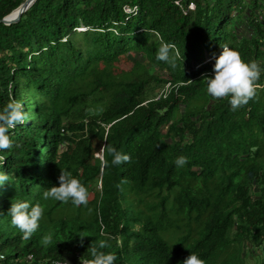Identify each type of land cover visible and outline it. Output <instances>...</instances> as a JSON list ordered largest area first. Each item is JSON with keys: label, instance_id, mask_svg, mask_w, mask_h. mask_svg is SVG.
<instances>
[{"label": "trees", "instance_id": "16d2710c", "mask_svg": "<svg viewBox=\"0 0 264 264\" xmlns=\"http://www.w3.org/2000/svg\"><path fill=\"white\" fill-rule=\"evenodd\" d=\"M23 1L0 0V20ZM165 43L179 51L175 68L157 59ZM224 44L261 70L235 111L202 80ZM12 99L28 120L0 152L3 264L80 262L104 239L114 264L264 253V0H37L18 23L0 22V109ZM106 144L131 162L101 160ZM61 170L88 189L87 206L43 198ZM17 200L45 209L29 239L7 215Z\"/></svg>", "mask_w": 264, "mask_h": 264}, {"label": "clouds", "instance_id": "9594fccd", "mask_svg": "<svg viewBox=\"0 0 264 264\" xmlns=\"http://www.w3.org/2000/svg\"><path fill=\"white\" fill-rule=\"evenodd\" d=\"M221 48L222 51L215 58L212 75L210 77L205 75L202 80L206 86L207 94L212 99H227L232 110L235 111L255 98L261 70L257 62H245L241 54L227 44L221 45ZM177 56H179V51L173 44L165 43L157 52V59L168 63L173 68L176 67L175 58ZM186 82L192 83L190 80ZM87 111L89 114H93L95 109L89 108ZM27 120L28 115L23 109V103L19 100L12 99L0 109V152H5L13 147L10 131L15 130L17 126L24 124ZM100 152L111 156V164L114 166L131 162L129 155L118 151L112 145L102 146ZM4 159L3 156H0V161ZM174 163L177 167H183L188 163V158L178 156ZM103 165L108 166L107 158L103 160ZM8 181V174L0 172V185L8 184ZM58 184V187L53 186L43 191L45 200L52 199L64 204L71 202L74 206H87L88 189L79 179L73 177L70 171L61 170ZM44 211V207L39 203L31 204L25 200H17L11 203L7 215L10 217L11 225L22 233L24 239H29L39 229ZM52 239V234H46L42 237L41 243L47 246L51 244ZM109 247L107 239L100 240L97 244H91L87 250L90 258L81 257L79 263L114 264L116 256L111 252L102 251ZM66 261L64 264H67ZM182 264H205V261L198 254L192 252L182 261Z\"/></svg>", "mask_w": 264, "mask_h": 264}, {"label": "rangeland", "instance_id": "374dc122", "mask_svg": "<svg viewBox=\"0 0 264 264\" xmlns=\"http://www.w3.org/2000/svg\"><path fill=\"white\" fill-rule=\"evenodd\" d=\"M124 61V59H122ZM125 62V61H124ZM153 71V70H152ZM167 87V86H166ZM165 87V88H166ZM165 88L161 91V93H163V91L165 90ZM96 156L100 157L101 156V152L99 154H96ZM175 235H163L164 239L170 244L174 241ZM1 242V241H0ZM246 253V259L244 261V264H259L263 259H264V253L262 250H254V253L252 254V252H250L248 249L245 251ZM242 252V256L245 254ZM76 260V259H75ZM236 261H239V258L236 259ZM67 264L68 261H66ZM243 264V263H242Z\"/></svg>", "mask_w": 264, "mask_h": 264}, {"label": "water", "instance_id": "95a60500", "mask_svg": "<svg viewBox=\"0 0 264 264\" xmlns=\"http://www.w3.org/2000/svg\"><path fill=\"white\" fill-rule=\"evenodd\" d=\"M37 0H24L17 9L4 17L0 22L4 25L16 24L19 22L22 14H24ZM102 160V154L100 156Z\"/></svg>", "mask_w": 264, "mask_h": 264}, {"label": "built area", "instance_id": "2783aa9c", "mask_svg": "<svg viewBox=\"0 0 264 264\" xmlns=\"http://www.w3.org/2000/svg\"><path fill=\"white\" fill-rule=\"evenodd\" d=\"M189 9H191V10L194 9V5L190 4ZM136 11H137L136 7L132 8V9H130L129 7H124L125 13H136ZM29 259H30V257H29ZM4 260H5V256L0 250V264H3ZM64 261H66V260L55 261L53 264H64Z\"/></svg>", "mask_w": 264, "mask_h": 264}, {"label": "crops", "instance_id": "0c3cea01", "mask_svg": "<svg viewBox=\"0 0 264 264\" xmlns=\"http://www.w3.org/2000/svg\"><path fill=\"white\" fill-rule=\"evenodd\" d=\"M66 260L68 261L69 264H79V262L75 260V258L73 257H68Z\"/></svg>", "mask_w": 264, "mask_h": 264}]
</instances>
